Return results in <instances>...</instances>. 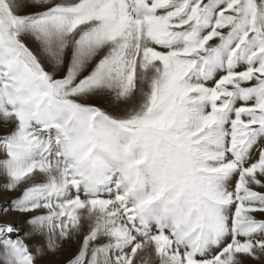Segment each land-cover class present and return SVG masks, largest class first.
<instances>
[{
    "label": "snow or ice",
    "instance_id": "6c2138e0",
    "mask_svg": "<svg viewBox=\"0 0 264 264\" xmlns=\"http://www.w3.org/2000/svg\"><path fill=\"white\" fill-rule=\"evenodd\" d=\"M0 264H264V0H0Z\"/></svg>",
    "mask_w": 264,
    "mask_h": 264
}]
</instances>
